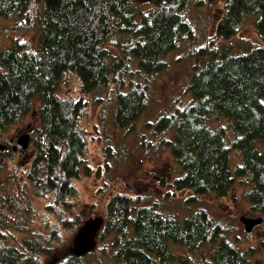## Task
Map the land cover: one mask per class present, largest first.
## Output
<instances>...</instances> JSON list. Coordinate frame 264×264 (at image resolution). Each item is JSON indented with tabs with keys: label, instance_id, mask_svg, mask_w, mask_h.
I'll list each match as a JSON object with an SVG mask.
<instances>
[{
	"label": "trees",
	"instance_id": "1",
	"mask_svg": "<svg viewBox=\"0 0 264 264\" xmlns=\"http://www.w3.org/2000/svg\"><path fill=\"white\" fill-rule=\"evenodd\" d=\"M33 2L0 0V17L27 21ZM202 2L154 0L140 10L135 0H44L37 48L28 49L27 42L15 39L0 52V131L29 114L36 97L41 101L40 125L31 136L33 157L21 175L0 179V264H86L77 249L60 250L54 243L80 217H60L50 238L32 231L35 210L28 185L38 197L50 200V213L58 208L72 212L78 181L94 172L87 161L90 96L98 89L110 90L117 103L116 125L131 127L147 109L151 80L168 69V55L191 32V7ZM246 16L256 18L264 42V0H225L210 42L196 52L210 58L192 77L191 99L159 116L154 130L180 167L173 184L178 191L191 192L188 203L211 193L227 197L238 179L248 177L252 188L247 198L264 216V151L257 146L264 142V45L237 54L230 47L216 48L239 36ZM125 75H131L130 82ZM71 76L78 88L76 96L66 97L61 87ZM221 117L235 133L231 142L228 126L211 125ZM167 133L172 138L164 137ZM233 150L242 155L235 169ZM9 232L26 237L11 243ZM111 235L120 264H200L193 255L208 246L210 258L204 264H253L204 207L179 218L143 205L132 194L114 192L103 229L104 238ZM171 243L187 253L177 255ZM261 246L264 250V240Z\"/></svg>",
	"mask_w": 264,
	"mask_h": 264
},
{
	"label": "rangeland",
	"instance_id": "2",
	"mask_svg": "<svg viewBox=\"0 0 264 264\" xmlns=\"http://www.w3.org/2000/svg\"><path fill=\"white\" fill-rule=\"evenodd\" d=\"M154 0H135L138 8L145 9ZM190 9L191 32L184 34L179 47L171 52L167 60L168 69L150 82L149 103L142 117L131 127L119 128L115 123L116 99L107 88L98 89L90 96L86 112V125L90 132V152L88 164L94 170L92 175H85L78 181V193L71 199L72 212L58 208V213H50L49 199L38 197L31 185L29 193L34 205L32 231L38 235L50 238L60 217H80L78 223L70 230L60 231V239L55 246L60 250L73 249L78 246L77 237L82 229L91 221L95 222L92 233L94 249L84 255L86 264H120L115 253L114 236L104 238L106 205L114 192H124L138 197L143 205L154 206L165 214L184 218L199 207L207 208L215 221L221 222L226 229V238L237 244L248 254L253 264L264 262V250L261 242L264 240V216L253 210L247 198V192L252 188L250 179H238L232 192L227 197L216 193L200 196L195 204L187 202L191 192L178 191L174 180L180 176L181 170L169 146L162 143L161 135L154 130L157 118L170 114L179 106L191 99L189 85L198 68L209 60L210 56H197L196 52L210 42L216 25L225 11V0H202ZM44 0H34L29 19L18 20L17 17L6 19L0 17V52L12 47L15 39L27 42L28 49H36L38 37L43 23ZM264 45L256 31V18L246 16L243 20L239 36L232 42H219L216 48H231L233 54L249 52L254 46ZM113 53L121 57L118 49L113 47ZM132 69H135L133 67ZM130 82L131 75H125ZM136 80H144L135 76ZM78 81L69 77L62 85L61 92L66 97L76 96ZM41 101L34 99L32 110L23 119L0 131V145H19V140L25 134L30 135V146L23 152H15L13 148L1 152L0 149V179L5 180L10 174L18 173L34 155L31 147V136L35 127L40 125ZM214 127L228 126V141L231 142L235 133L230 121L225 117L213 119ZM96 127V128H95ZM164 137L172 138V133ZM257 146L264 151V142L258 141ZM232 168L242 163V155L233 150ZM23 183L26 180L21 178ZM67 209V208H66ZM68 213V214H67ZM244 218L259 219L263 222L248 232L243 222ZM11 243H22L25 234L8 233ZM177 255L187 253L179 245L171 243ZM210 246L193 255L195 260L204 264L210 258Z\"/></svg>",
	"mask_w": 264,
	"mask_h": 264
},
{
	"label": "water",
	"instance_id": "3",
	"mask_svg": "<svg viewBox=\"0 0 264 264\" xmlns=\"http://www.w3.org/2000/svg\"><path fill=\"white\" fill-rule=\"evenodd\" d=\"M19 144L23 150H27L30 146V135L25 134L19 140ZM5 145H0L1 152L4 151ZM243 222L246 226L248 232H252L256 226L263 222V218L252 219V218H244ZM95 222L91 221L82 229L80 235L77 237V254L79 256H84L90 251L94 249V242L92 241V233L94 231Z\"/></svg>",
	"mask_w": 264,
	"mask_h": 264
},
{
	"label": "flooded vegetation",
	"instance_id": "4",
	"mask_svg": "<svg viewBox=\"0 0 264 264\" xmlns=\"http://www.w3.org/2000/svg\"><path fill=\"white\" fill-rule=\"evenodd\" d=\"M13 143H14L13 141H11V143H10V144L13 145V146L5 145V147H4V151L7 150V149H11V148H13V150H14L15 152H19V151L23 152V150L20 149V146H19V145H16V144H13Z\"/></svg>",
	"mask_w": 264,
	"mask_h": 264
}]
</instances>
